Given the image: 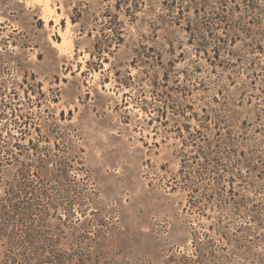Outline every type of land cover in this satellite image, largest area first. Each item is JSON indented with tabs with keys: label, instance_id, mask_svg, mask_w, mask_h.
I'll use <instances>...</instances> for the list:
<instances>
[{
	"label": "rangeland",
	"instance_id": "rangeland-1",
	"mask_svg": "<svg viewBox=\"0 0 264 264\" xmlns=\"http://www.w3.org/2000/svg\"><path fill=\"white\" fill-rule=\"evenodd\" d=\"M50 1L0 0V264H264V0Z\"/></svg>",
	"mask_w": 264,
	"mask_h": 264
},
{
	"label": "bare ground",
	"instance_id": "bare-ground-1",
	"mask_svg": "<svg viewBox=\"0 0 264 264\" xmlns=\"http://www.w3.org/2000/svg\"><path fill=\"white\" fill-rule=\"evenodd\" d=\"M31 1L42 6L43 13L46 14L47 16L46 18H44L45 21H48V19L55 14L54 7L51 5L50 0H31ZM59 35L62 37V42L54 43V44L60 52H64L67 49L66 45H68L70 39H68L65 32H60Z\"/></svg>",
	"mask_w": 264,
	"mask_h": 264
}]
</instances>
